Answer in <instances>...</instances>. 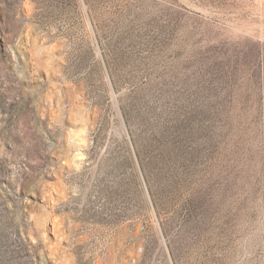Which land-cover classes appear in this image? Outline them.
Wrapping results in <instances>:
<instances>
[{
  "label": "rangeland",
  "instance_id": "374dc122",
  "mask_svg": "<svg viewBox=\"0 0 264 264\" xmlns=\"http://www.w3.org/2000/svg\"><path fill=\"white\" fill-rule=\"evenodd\" d=\"M0 264H264V0H0Z\"/></svg>",
  "mask_w": 264,
  "mask_h": 264
}]
</instances>
